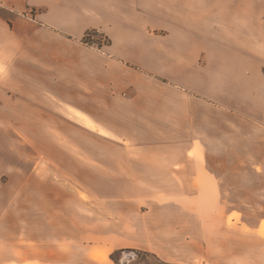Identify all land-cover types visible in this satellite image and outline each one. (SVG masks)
Listing matches in <instances>:
<instances>
[{
    "label": "crops",
    "instance_id": "obj_1",
    "mask_svg": "<svg viewBox=\"0 0 264 264\" xmlns=\"http://www.w3.org/2000/svg\"><path fill=\"white\" fill-rule=\"evenodd\" d=\"M0 4V264H264V0Z\"/></svg>",
    "mask_w": 264,
    "mask_h": 264
},
{
    "label": "rangeland",
    "instance_id": "obj_2",
    "mask_svg": "<svg viewBox=\"0 0 264 264\" xmlns=\"http://www.w3.org/2000/svg\"><path fill=\"white\" fill-rule=\"evenodd\" d=\"M11 10L3 5L0 4V18L6 20L8 23L11 22ZM85 43H87L90 46H94L98 49H101L104 47V45L108 44V39L105 37L104 34L98 32V31H91L89 33H87L86 37H85ZM61 119V118H60ZM68 121V120H67ZM62 123V120H61ZM58 128H61L60 130L64 129L63 132H65V134H70L71 136L75 133L74 129L67 126V123L64 125H59L58 127L55 126V128L53 130H51V133H56L58 134L60 132V130H58ZM2 134L5 135L6 131L3 130ZM167 136V140H169L170 135H166ZM143 137H147L149 138V136L147 135V133L143 136ZM83 147H89L90 146V139L86 138V137H82L81 142ZM59 145L62 146L63 149L66 150V152H70L71 154H73V150H74V145L73 143H64V142H60L58 143ZM7 145L10 147L11 150H19L18 146L14 143V142H9L7 143ZM94 148L97 149V151H99V155L101 153V151H109L111 152L112 147H107L105 144H102L101 142H95L94 143ZM52 149V148H51ZM213 149H216V146L213 147ZM59 159V162L61 164H66V165H73V162L69 161L68 159H66L65 157L62 158H57V160ZM243 161H249V159H243ZM63 162V163H62ZM82 162L83 163H87L89 162L88 158L86 159L85 157L82 158ZM52 165V164H51ZM228 168V167H227ZM246 168L245 164H242L240 167V171L243 173L244 170ZM83 181H86L87 183H89V174H83L82 175ZM261 178V177H260ZM258 179V183L259 185H261L262 183V179ZM68 180V179H67ZM255 179H253V177L249 174L247 175H242L241 174V178L240 180L236 179V182H242L244 183H250L253 182ZM228 181H233L231 178L228 179ZM96 185L93 184L95 187L93 188L94 193L97 196H101L104 194H114L115 197H121L122 194H127L130 197L140 193L141 195H143V193H148L150 191H133V190H120L117 187H115L114 190L109 189L107 190L106 188V184H105V180H103L101 182V180L99 179L98 181H96ZM223 197L226 200L227 204H238L244 197H247L250 194L249 190L246 189H241V190H221ZM88 192H92L90 190H87L86 187L83 186L82 188V197L83 198H87L89 197ZM240 208L247 214V219L249 221H254L256 219H258V217L260 215H264V208L258 212V214L256 215L255 213L251 212L249 209H245L244 205H239ZM111 258L114 260V263L116 264H165L164 262H162L161 260H159L158 258H156L153 255L147 254L145 252L139 251V250H133V249H123V250H117L115 252H113L111 254Z\"/></svg>",
    "mask_w": 264,
    "mask_h": 264
},
{
    "label": "trees",
    "instance_id": "obj_3",
    "mask_svg": "<svg viewBox=\"0 0 264 264\" xmlns=\"http://www.w3.org/2000/svg\"><path fill=\"white\" fill-rule=\"evenodd\" d=\"M114 259V258H113ZM115 260V259H114ZM166 264V263H165Z\"/></svg>",
    "mask_w": 264,
    "mask_h": 264
}]
</instances>
